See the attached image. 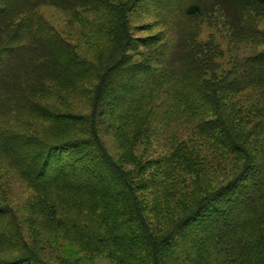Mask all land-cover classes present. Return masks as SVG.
Returning <instances> with one entry per match:
<instances>
[{
	"label": "trees",
	"instance_id": "1",
	"mask_svg": "<svg viewBox=\"0 0 264 264\" xmlns=\"http://www.w3.org/2000/svg\"><path fill=\"white\" fill-rule=\"evenodd\" d=\"M42 6L116 9L0 0V264H264V51L216 78L195 33L78 19L75 40ZM244 20L227 19L233 44L264 43Z\"/></svg>",
	"mask_w": 264,
	"mask_h": 264
},
{
	"label": "rangeland",
	"instance_id": "2",
	"mask_svg": "<svg viewBox=\"0 0 264 264\" xmlns=\"http://www.w3.org/2000/svg\"><path fill=\"white\" fill-rule=\"evenodd\" d=\"M109 1L116 9H106L103 15L98 11L99 6L93 10H85L83 13L78 10L66 13L51 6H42L39 11L57 31H62L75 40H79L85 30V34L89 33L87 32L89 29L85 25H81L82 21L78 19H121L120 17L132 19L130 27L134 30L131 28L130 37L137 41L158 33L166 35L169 40L178 38L177 35L182 31L195 33L197 41L201 44L207 43L202 44L203 46H200L197 51L203 56L201 62L207 68V76L214 74L216 78L231 68L233 60L264 51V43L250 45L251 48L233 44L229 34L230 28L226 25L227 19H245L246 28L248 26L249 29L257 30L264 35V8L262 7L237 3L235 9L229 10L228 4L224 0ZM189 6H198L199 13L188 14L186 10ZM102 8L104 9V5ZM99 14L101 17L97 16ZM106 43L105 40H102V44ZM138 49L141 51L143 48ZM130 80V84L134 87L141 84L137 76H133ZM118 93L115 91L113 96ZM126 93L128 92L126 91ZM72 250L67 253L65 251V256L68 259L74 257ZM61 254L64 253L61 252ZM83 264H110V262L103 257H93Z\"/></svg>",
	"mask_w": 264,
	"mask_h": 264
},
{
	"label": "bare ground",
	"instance_id": "3",
	"mask_svg": "<svg viewBox=\"0 0 264 264\" xmlns=\"http://www.w3.org/2000/svg\"><path fill=\"white\" fill-rule=\"evenodd\" d=\"M125 40H126V39H125ZM142 56H143V54H142ZM260 56H261V55H259V57H260ZM262 57H263V56H262ZM125 64H126V62H125ZM252 67H253V66H252ZM263 72H264V71H263ZM256 76H257V75H256ZM262 77H263V76H262ZM255 79H256V78H255ZM61 82H62V81H61ZM6 83H7V82H6ZM20 83H21V82H20ZM3 86H4V85H3ZM8 86H9V85H8ZM8 86H7V87H8ZM0 88H1V86H0ZM3 88H4V87H3ZM7 90H8V89H7ZM9 90H10V88H9ZM7 92H8V91H7ZM13 92H14V91H13ZM8 93H9V92H8ZM13 94H15V93H13ZM20 94H22V93H20ZM24 95H25V94H24ZM24 95H23V96H24ZM11 96H13V95H10V98H11ZM17 96L20 98L19 95H17ZM21 96H22V95H21ZM5 99L7 100L8 98H5ZM6 100H5V102H6ZM16 100H17V97H16ZM3 101H4V100H3ZM11 101H13V100H11ZM17 101H18V100H17ZM19 101H20V100H19ZM21 101H22V100H21ZM7 102H8V100H7ZM17 103H18V102H17ZM24 103H26V101H25ZM18 104H19V103H18ZM20 104H21V103H20ZM31 104H32V103H31ZM22 106H23V104H22ZM24 106H26V105H24ZM35 108H36V107H35ZM35 108H34V109H35ZM26 109H27V107L25 108V110H26ZM32 110H33V109H32ZM23 111H24V110H23ZM30 111H31V109H30ZM122 112H123V111H122ZM144 112H145V111H144ZM144 112H143V113H144ZM29 113H30V112H29ZM31 113H32V111H31ZM141 113H142V112H141ZM145 113H146V112H145ZM139 115H140V114H139ZM28 116H29V115H28ZM27 120H28V119H27ZM32 120H33V119H32ZM140 120H141V119H140ZM27 127H28V126H27ZM9 129H10V128H9ZM27 129H29V128H27ZM33 129H34V128H33ZM32 133H33V132H32ZM25 134H26V133H25ZM16 135H17V134H16ZM20 135H21V134H20ZM28 137H29V136H28ZM32 138H33V137H32ZM35 138H36V137H35ZM9 139H10V138H9ZM37 139H38V138H37ZM37 139H33V141H35V140H37ZM6 140H7V138H6ZM39 141H40V140H39ZM39 141H38V142H39ZM10 142H11V141H10ZM14 142H15V141H14ZM16 142H17V141H16ZM36 142H37V141H36ZM8 143H9V142H7V145H8ZM9 145H10V144H9ZM231 182H233V181H231ZM237 183H238V182H237ZM228 184H229V183H228ZM233 184H234V183H233ZM237 187H238V185H237ZM219 190H220V189H219ZM232 190H234V189H232ZM234 191H235V190H234ZM230 193H231V192H230ZM243 203H245V202H243ZM246 204H247V203H246ZM226 207H227V206H226ZM228 207H229V206H228ZM220 208H221V207H220ZM249 208H250V207H249ZM226 210H227V209H226ZM258 210H259V209H258ZM260 210L262 211V209H260ZM232 211H233V210H232ZM256 211H257V210H256ZM256 211H255V212H256ZM261 211H260V212H261ZM255 212H254V213H255ZM222 213H223V212H222ZM225 213H226V212H225ZM225 213H224V214H225ZM230 214H231V213H230ZM233 214H234V212H233ZM250 214H251V213H250ZM231 215H232V214H231ZM236 215H237V214H236ZM248 215H249V213H248ZM226 217H229V216H226ZM233 217H235V216H233ZM236 218H237V216H236ZM251 218H253V217H251ZM255 218H256V217H255ZM228 219H229V218H228ZM230 219H231V218H230ZM249 219H250V218H249ZM244 220H246V219H244ZM262 220H263V218H262ZM226 221H228V220H226ZM250 246H251V245H250ZM247 248H248V246H247ZM248 249H249V248H248ZM253 249H254V248H253ZM257 249H258V248H257ZM258 253H259V252H258ZM262 256H263V254H262ZM258 260H259V259H258Z\"/></svg>",
	"mask_w": 264,
	"mask_h": 264
}]
</instances>
